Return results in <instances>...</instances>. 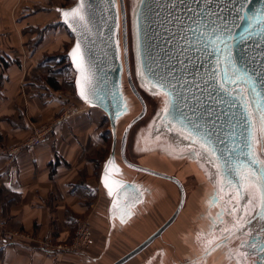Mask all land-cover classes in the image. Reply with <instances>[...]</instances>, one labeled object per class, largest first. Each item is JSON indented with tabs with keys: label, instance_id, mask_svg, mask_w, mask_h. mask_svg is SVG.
Listing matches in <instances>:
<instances>
[{
	"label": "water",
	"instance_id": "95a60500",
	"mask_svg": "<svg viewBox=\"0 0 264 264\" xmlns=\"http://www.w3.org/2000/svg\"><path fill=\"white\" fill-rule=\"evenodd\" d=\"M81 4L84 22L64 17V12ZM125 8V0H76L74 5L60 11L63 24L74 38L68 57L76 75V93L85 104L103 110L110 120L113 145L103 172L105 183L108 171L117 164V123L127 109L117 39L121 16L126 76L132 93L142 104V111L122 134V162L131 170L176 182L182 196L175 214L114 264L129 263L160 238L181 213L186 198L177 177L127 159L130 132L146 116L147 105L131 77ZM135 32L141 81L165 98L170 115L185 121L195 145L212 151L222 185L243 192L238 170L241 164L251 163L243 153L253 149L244 145L251 142V135L256 136L250 102L264 114V0H139ZM77 44L92 78L91 85L86 87L88 99L80 95L81 75L71 55ZM229 76L240 80L229 83ZM235 145L240 146L237 151L241 154L233 159L235 153L229 152ZM253 147L256 152L255 143ZM257 159L260 160L258 155ZM226 160L234 169L231 174L226 171L229 167ZM263 239L255 241L256 246H262ZM259 259L258 264H263L264 253Z\"/></svg>",
	"mask_w": 264,
	"mask_h": 264
},
{
	"label": "crops",
	"instance_id": "0c3cea01",
	"mask_svg": "<svg viewBox=\"0 0 264 264\" xmlns=\"http://www.w3.org/2000/svg\"><path fill=\"white\" fill-rule=\"evenodd\" d=\"M69 1L0 0V218L7 236L0 237V264H96L112 235L121 236L141 221V205L128 215L124 199L118 201L101 181L108 160L96 158L106 149L97 119L100 113L107 118L103 110L84 104L40 145L23 147L37 126L53 123L70 102L62 88L50 83L53 79L62 87L59 72L50 75L48 64L68 56L74 44L60 15L72 6ZM88 213L96 226L95 251L54 250L71 243L75 219ZM246 242L233 253H245ZM231 243L226 240L224 252ZM260 249L252 247L251 256L241 261L207 264H258Z\"/></svg>",
	"mask_w": 264,
	"mask_h": 264
},
{
	"label": "rangeland",
	"instance_id": "374dc122",
	"mask_svg": "<svg viewBox=\"0 0 264 264\" xmlns=\"http://www.w3.org/2000/svg\"><path fill=\"white\" fill-rule=\"evenodd\" d=\"M139 0H125V4L127 5V12L129 16V47H130V67H131V77L135 86L141 96L143 97L146 105H147V115L137 123L131 130L129 135V141L127 146V157L133 163L139 165H145L155 169L156 171L175 174L187 184V188L189 191L187 204L183 209V214L176 221V223L170 228L169 231L163 236V238L158 239L152 246L147 248L144 252L138 255L136 258L131 260L127 264H141L142 262L152 259L153 264H155V257L160 253L161 249L165 252L164 257L168 261H181L184 260L188 255L193 253V248H191L188 244L183 241V237L189 236L191 234H198L199 237L194 244V252L197 253V245L201 243V236L205 235V231L207 226L205 222L203 213L209 212V216L211 218L213 212L212 206H207L208 197L213 199L215 194H213L211 188H216L214 183V172L212 170V165L216 163L213 153L210 149L206 148V150L202 151L194 146V150H192L194 145L192 133L190 130L186 128V123L177 115H170L169 110L166 105V100L162 95L155 94L151 90H149L145 84L141 81L138 60L136 56V32H135V16L137 11V5ZM76 0H70L68 5H74ZM61 56V55H60ZM62 57H57L56 59H52L48 62V64H52L50 75H55L54 73L59 72L58 78L62 83V90L66 93L67 98L70 100V103H76L79 108V111L82 112L83 105L85 104L82 100L77 97L75 90V72L69 67L68 62H62ZM49 64V65H50ZM53 70H55L53 72ZM46 73V72H44ZM43 78H46L43 75ZM47 76V75H46ZM125 76V75H124ZM239 78L231 77L229 83L234 82V80ZM240 80V79H239ZM123 95L127 101V109L124 112L123 116L119 119L117 123V134H118V147H117V161L120 163L119 156V148H120V140L122 134L126 128V126L142 111V104H140L139 100L132 93L128 80L123 78ZM167 109V111H165ZM79 114V113H78ZM101 114V113H100ZM97 115L99 129L105 132L106 135V149L99 153L96 158L99 163H104L110 156L112 150V140L113 135L110 127V120L105 113L107 118L101 119V115ZM261 115V114H260ZM262 120V117H261ZM264 123V121H262ZM45 124H40L38 127H43ZM264 131V130H263ZM109 132V133H108ZM108 133V134H106ZM142 136V141H141ZM256 141V144L260 146L259 142ZM197 148V149H196ZM217 164V163H216ZM191 167H195V170H192ZM191 168V169H190ZM210 173V181L209 183H205L202 179L201 173L207 174ZM137 172V171H136ZM201 172V173H200ZM219 172V171H218ZM138 178L141 179V174L137 175ZM143 177L145 180H152L154 182L160 183L162 180L157 178ZM206 180V179H205ZM159 181V182H158ZM216 181V180H215ZM166 193V199L171 198V187L168 185H163ZM158 196V195H156ZM233 196V195H232ZM231 198V197H230ZM229 197L226 198L225 203V212L226 215L224 220L225 230H230L234 226V219L232 215L237 214L232 209V205H230ZM164 201V198L162 199ZM229 202V203H228ZM165 203V202H164ZM163 203V204H164ZM167 206L163 207L162 211L159 210L157 202L155 204L149 205V212H146V219L148 223L143 222L142 220L134 223L133 230L123 234L117 235L114 234L111 236L110 240H108L109 246L108 248L103 250L101 248V252H105L104 254H99L96 257V264H114L134 249H136L139 245H141L148 237L157 230L160 226H162L170 217V215L175 211L179 204V194L176 193V199H174L171 207V202L166 203ZM231 210V211H230ZM149 214V215H148ZM249 216L246 217V220ZM245 222L244 217L241 220ZM90 223V226L93 230V235L95 238V247H97V239L95 236V223L93 224V220L88 214H84L81 216H77V219L74 221L75 230H73V235L78 231V223ZM93 225H92V224ZM205 224V225H204ZM144 225H146L144 227ZM204 225V234L203 231L199 232V228ZM99 229V228H98ZM211 232V231H210ZM255 227L253 230L243 231L241 234V240L239 236L227 239L228 243H231V246L236 244V246L229 247L225 251V254L228 255L234 251L238 247V243L242 242L249 238L252 233H255ZM101 240H106L107 235L105 232L100 231ZM108 234V233H107ZM211 236V235H210ZM74 238V237H73ZM73 238L70 242H72ZM70 240V239H69ZM68 240V241H69ZM95 247L92 248L95 251ZM99 248V249H100ZM164 248V249H163ZM231 249V250H229ZM166 250V251H165ZM91 252V251H90ZM228 257V256H227ZM226 257V259H228Z\"/></svg>",
	"mask_w": 264,
	"mask_h": 264
},
{
	"label": "flooded vegetation",
	"instance_id": "af4514ba",
	"mask_svg": "<svg viewBox=\"0 0 264 264\" xmlns=\"http://www.w3.org/2000/svg\"><path fill=\"white\" fill-rule=\"evenodd\" d=\"M125 6H126L125 9H126V25H127L126 35H127V42H128V55H129V64H130V47H129L130 46L129 45L130 35H129V29H128L129 28V16H128V12H127V5L125 4ZM118 8L120 9L119 3H118ZM119 21H120V24H119V29L117 31V39H118V44H119L120 60H121L122 65H123V78L125 77L127 80L126 66H125V55H124V45H123L124 30H123V24H122L121 16H120ZM130 71H131V67H130ZM122 86H123V84H122ZM122 89H123V87H122ZM250 109H251V111L255 117V121H256V127H255L256 138H257L256 141H258V137L260 140L259 141L260 146H258L255 142V149H256V152H257L259 159L264 160V131H263L264 130V123L261 120L262 115H260L258 108L254 102H250ZM146 115H147V113H146ZM141 141H142V136H141ZM192 146H193L192 150H194V146H196L198 149H201L202 151L206 150V148L205 149L200 148V147H198V145H195V144ZM117 151H116V162H117V164L112 169H110L108 171V176L106 177L105 185H107V187L109 189H111V193H115V196H116L115 198L118 199V201L121 198L124 199V203H125L124 206H125V209H126L128 215H133L135 213V210L137 209V205H141V219L140 220L148 223V220L145 218L147 216L145 211H147V213L149 212V207H150L149 205L155 204L157 202V205H158V208L160 211H162L164 206L165 207L167 206V204H166L167 202H171L170 205H171V207H173L172 203H173L174 199H176V193L179 194V204H180L182 192H181L180 186L176 182L171 181V180H167V179H162L159 177H155L153 175L146 174L144 172H136L134 170L129 169L127 166H125L123 164L122 159H121V142H120V148H119L120 163H118V161H117ZM127 159L129 160L128 157H127ZM141 166L155 170L151 167H148V166H145L142 164H141ZM191 168H192V170L197 171L195 169V167H191ZM212 170L214 172V177H213L214 182H215L214 184L215 185L218 184V185L215 186L216 188H214V187L211 188L213 194H215L216 196H214L213 199H211V202H210V198L208 197L207 206H208V208H209V206H212V208L214 209L213 210L214 213L212 214L211 218L209 216V214H210L209 212H205L202 214V216H204V218H205V222H203V223H206L207 228H206V226H204L205 225L204 224L201 226V228H199V232L203 231V234H204V228H206L207 231H205V235L201 236V238H202L201 243L198 244L197 248H196L197 253L194 252V244L196 243V240L199 237V235L198 234H195V235L191 234L189 236L183 237V241L186 244H189V246L191 248H193V250H192L193 253L188 255L184 260H181V261L175 260V261L171 262V261H168L166 259V257H164L165 252H163L161 249H159L160 253L157 255V257H155V259H156L155 264H207L211 260L223 261L226 259L227 256H228L227 258L230 259L231 261L237 262V261H241V259L243 257H245L246 255L251 256V254H252L251 248L252 247H248V245L253 244L255 247L256 246L255 241H257L260 237H264V214H262L259 202L258 201H249L248 205H247V207H248L247 213H245L244 211H241V209L245 208V206H246L245 201L248 200V197L245 195L244 199H241L239 202H237V200L235 198V192H236V190H239V189L238 188H236V189L235 188H226L225 186L222 185L223 184L222 178L220 177V174L218 172V164L214 163V165H212ZM203 173H201L202 179H204L203 181L205 183H209L210 178H211L210 173L208 171L206 172L207 173L206 175ZM139 174H141V179H139L137 176ZM171 175L177 177L180 180L181 184L183 185L185 195H186L185 205L183 207V209H184L186 204H187V199H188V195H189L187 184L181 179V177H179L175 174H171ZM143 177L157 178V179L162 180V181L160 183L154 182L152 180L147 181V180L143 179ZM101 179H102L101 181L104 182L103 173H102ZM163 185H168L172 189L171 193H170L171 198H168V200L166 199L167 195L165 193V189L163 188ZM243 192H244V190H243ZM156 195H158V196H156ZM227 197H229V198L231 197L229 199V202H230V205H232V209H237V211H235L237 214L232 215V218L234 219V226L232 228H230V230H225V228H224L225 227V225H224L225 217L224 216L226 215L225 200ZM163 198H164V201H162ZM179 204H178V207H179ZM177 208L170 215L169 219L175 214ZM183 209H182L181 213L179 214V216L177 217V219L175 220V222L158 239L163 238V236L167 233V231H169L170 228L176 223V221L183 214ZM247 216H249V217L246 220ZM243 217H244L245 222L241 221L243 219ZM238 225H239V227H238ZM145 226L146 225H144V227ZM162 226H160L157 230H155L151 235H153L155 232H157ZM133 227L134 226H132L131 227L132 229H129V231L133 230ZM254 227H255L256 232L252 233V235L249 236V238H247V242L245 243L246 244V252L245 253H241L240 250H238L234 253L231 252L228 255L225 254L224 248H225V243H226L227 239L230 240L231 238L239 236L242 234L243 231L253 230ZM200 230H202V231H200ZM129 231H127V232H129ZM262 243H263L262 244V246H263L264 241ZM153 244H151V246ZM257 246L262 247L260 245H257ZM262 253H264V251H261L260 255ZM260 255L258 256V258H260ZM141 264H153V260L148 259V260L142 262Z\"/></svg>",
	"mask_w": 264,
	"mask_h": 264
},
{
	"label": "snow or ice",
	"instance_id": "6c2138e0",
	"mask_svg": "<svg viewBox=\"0 0 264 264\" xmlns=\"http://www.w3.org/2000/svg\"><path fill=\"white\" fill-rule=\"evenodd\" d=\"M83 11V4H81L80 7H77L73 9L70 12H64L63 15L65 18L72 17L74 21L77 22H84L85 16L82 14ZM194 31V30H193ZM74 61L76 62V66L78 70L80 71L81 79H80V95L84 97L85 99H88V94L86 92V87L90 86L92 83V78L88 72V70L85 67V59L84 54L81 51L80 44H77L74 48V50L71 53ZM232 75H235L234 73ZM229 79L231 76L228 77ZM167 111V109H165ZM262 121H264V114H262ZM257 138L253 134L251 135V142L246 143L244 147L253 149L251 152H244L243 154L248 156L250 158L251 163L249 165L241 164L239 166V183L240 188L244 189V192L242 193L240 190H236L235 192V198L237 202H239L241 199H244V196L246 195L248 197V200L245 201V208L241 209V211H244L247 213L248 211V202L249 201H258L259 205L261 207L262 214H264V160H258L257 154L254 150V143L256 142ZM237 148H240L239 145L233 146L232 149H230L229 155H232V153H235V156L233 159L238 157L241 152L237 151ZM243 151V149H241ZM226 164L229 165L228 168H226V171L231 174L234 169L230 166L231 162L226 160ZM259 164L261 167L259 168H253L252 165ZM231 185V181H229ZM111 193V189H109ZM233 211H237V209H233ZM239 227V225H238ZM248 247H254L253 244H249ZM261 251H264V246L261 247Z\"/></svg>",
	"mask_w": 264,
	"mask_h": 264
},
{
	"label": "built area",
	"instance_id": "2783aa9c",
	"mask_svg": "<svg viewBox=\"0 0 264 264\" xmlns=\"http://www.w3.org/2000/svg\"><path fill=\"white\" fill-rule=\"evenodd\" d=\"M78 113H80V111L76 103L72 102L68 104L60 114L59 118L53 123L45 124L43 127L35 128L33 136L23 147L26 148L40 145L47 138L53 135L57 127L62 122L67 121L73 116H76ZM3 228L4 221L2 220V218H0V237L6 239L7 236L3 233ZM94 245L95 238L90 224L79 223L78 231L75 237L73 238L72 242L69 245H58L54 250L85 254L89 253L94 247ZM45 247L47 248V250H51L48 249L50 247V243H47Z\"/></svg>",
	"mask_w": 264,
	"mask_h": 264
},
{
	"label": "trees",
	"instance_id": "16d2710c",
	"mask_svg": "<svg viewBox=\"0 0 264 264\" xmlns=\"http://www.w3.org/2000/svg\"><path fill=\"white\" fill-rule=\"evenodd\" d=\"M62 62H68V66L69 67H71L72 68V65H71V63H70V60H69V57L67 56V55H64L62 58ZM72 70H73V68H72ZM74 71V70H73ZM49 81H50V83L53 85V87L54 88H56V89H59V88H61V86L59 85V83L57 82V81H55V80H53V79H49ZM78 97V96H77ZM79 98V97H78ZM80 99V98H79ZM109 133V132H108ZM108 133H106V134H108Z\"/></svg>",
	"mask_w": 264,
	"mask_h": 264
},
{
	"label": "bare ground",
	"instance_id": "6f19581e",
	"mask_svg": "<svg viewBox=\"0 0 264 264\" xmlns=\"http://www.w3.org/2000/svg\"><path fill=\"white\" fill-rule=\"evenodd\" d=\"M130 65V64H129ZM160 95V94H159Z\"/></svg>",
	"mask_w": 264,
	"mask_h": 264
}]
</instances>
